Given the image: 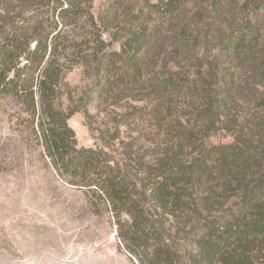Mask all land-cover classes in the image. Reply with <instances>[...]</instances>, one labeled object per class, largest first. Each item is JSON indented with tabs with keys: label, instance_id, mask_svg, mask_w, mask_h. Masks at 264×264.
Wrapping results in <instances>:
<instances>
[{
	"label": "trees",
	"instance_id": "trees-1",
	"mask_svg": "<svg viewBox=\"0 0 264 264\" xmlns=\"http://www.w3.org/2000/svg\"><path fill=\"white\" fill-rule=\"evenodd\" d=\"M2 115L136 264H264V0H0Z\"/></svg>",
	"mask_w": 264,
	"mask_h": 264
},
{
	"label": "rangeland",
	"instance_id": "rangeland-1",
	"mask_svg": "<svg viewBox=\"0 0 264 264\" xmlns=\"http://www.w3.org/2000/svg\"><path fill=\"white\" fill-rule=\"evenodd\" d=\"M106 0H93L99 16ZM159 1V0H154ZM195 9L194 2L188 10ZM118 49V44H113ZM67 81L79 93L87 84L75 67ZM79 146L100 144L76 112L69 119ZM6 115L0 116V264H136L117 238L108 214H96L84 193L64 183L24 144ZM228 143L230 136H214Z\"/></svg>",
	"mask_w": 264,
	"mask_h": 264
}]
</instances>
